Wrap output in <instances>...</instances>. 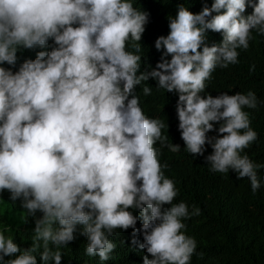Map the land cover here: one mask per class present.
Segmentation results:
<instances>
[{
    "label": "clouds",
    "instance_id": "clouds-1",
    "mask_svg": "<svg viewBox=\"0 0 264 264\" xmlns=\"http://www.w3.org/2000/svg\"><path fill=\"white\" fill-rule=\"evenodd\" d=\"M167 21L157 37L135 0H0V202L34 223L25 248L0 224V264H66L77 233L75 264H216L164 154L228 211L258 208L264 102L206 90L264 41V0L178 3Z\"/></svg>",
    "mask_w": 264,
    "mask_h": 264
},
{
    "label": "trees",
    "instance_id": "trees-1",
    "mask_svg": "<svg viewBox=\"0 0 264 264\" xmlns=\"http://www.w3.org/2000/svg\"><path fill=\"white\" fill-rule=\"evenodd\" d=\"M178 3H185L193 13L201 11L204 3L210 7L212 0H135V4L149 13V22L157 29V37L166 36L169 32L167 17L176 15ZM255 64L254 73H249V66ZM254 91L257 98L264 102V41L256 40L252 49L243 54L241 63L228 69H217L214 79L208 83L207 92L213 97L221 92L233 95L237 92ZM149 111L158 115L165 106L149 100ZM257 126L262 132V140L255 148L254 155L264 159V108L257 117ZM164 161L168 164V173L174 176L179 184V196L175 202L188 200L201 209L200 218L192 223L191 230L198 236L201 244L217 258L216 264H264V194L260 196V205L252 212L228 211L217 199L209 198L204 191V183L198 179V174L192 163L180 159L177 154H164ZM166 172V173H167ZM0 224L11 228L14 242L25 248L31 244L32 219L17 209L11 201L4 197L0 202ZM23 217V219H22ZM32 226L21 230L17 227ZM131 232L118 235L117 245L123 246L124 237ZM136 236V235H135ZM134 238V236H133ZM72 255L66 264H75L85 257L82 243L86 238L77 233ZM78 255V257H77Z\"/></svg>",
    "mask_w": 264,
    "mask_h": 264
}]
</instances>
